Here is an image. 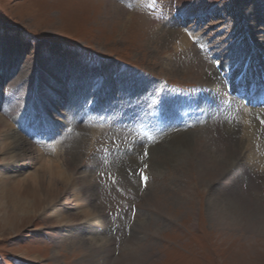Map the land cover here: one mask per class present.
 I'll use <instances>...</instances> for the list:
<instances>
[{"label": "rangeland", "instance_id": "374dc122", "mask_svg": "<svg viewBox=\"0 0 264 264\" xmlns=\"http://www.w3.org/2000/svg\"><path fill=\"white\" fill-rule=\"evenodd\" d=\"M173 15H177L179 25L173 22ZM181 15L189 18L185 26H180ZM260 17L264 19V0H0V86L4 87L0 89V107L6 104L4 108L11 111L18 106L19 92L33 86L36 79L41 80L40 73H50L54 65L70 75L74 72L70 79L61 78L63 83L76 87L74 93L50 97L47 92L46 103L42 102L44 95L39 94L40 106L31 111L36 121L51 119L63 131L70 126L69 131L54 137L53 144H42L47 145L42 148L47 158L59 160L65 169L69 167L78 187L85 178L97 182L96 187L79 192V204L64 185L56 187L60 197L68 193L62 199L66 205L60 204V210L73 220L71 223L61 221L59 213L51 208L54 203L6 223L0 216V264H264V229L260 233L240 226L222 227L214 215L220 204L210 202L221 197V205H225L251 187L236 134L230 133V140L225 139L223 145L228 144L224 151H232L231 166L223 175H217L219 179L216 177L213 185L212 179L203 181L198 171H193L199 157L207 158L208 150L216 149L211 131H201L207 128V122L198 131L181 135L176 131L180 137L173 144L166 141L167 146L161 149L153 146L159 154L154 153L148 164L150 178L144 189L140 171L150 151L143 154V144L136 145L134 132L117 129L123 125L114 130L106 128L102 140L106 154L101 155V151L94 150L99 142L90 144V126L67 117L68 109L74 112L75 108H86L90 85L101 63L106 73L99 74L106 86L104 102L117 100L116 89L118 95L141 93L148 80L151 89L168 84L172 92L178 91L176 86L196 92L200 82L215 71L205 56V46L212 47L232 36L225 44L229 46L226 53L244 56L248 32L264 48V23L256 21ZM242 24L249 29L233 34ZM185 33H193L199 40L186 46ZM49 84L44 91L54 89ZM147 91L135 102V118L141 113L140 99ZM81 98L83 104H79ZM219 100L224 104L221 97L216 102ZM15 112L13 109L11 120L19 116ZM132 113L125 112V116ZM237 114L238 118L242 116ZM258 119L255 117V121ZM17 120L24 123V119ZM225 126L229 128L230 124ZM26 132L21 130V136L28 148L35 149V141ZM167 136L162 142L168 140ZM185 138H190L188 144ZM41 139L47 140L44 136ZM258 140L264 141L262 136ZM133 146L136 151L131 152ZM55 149L59 153H51ZM27 160L26 164L20 161L12 165L16 158L0 151V170L7 171L5 181L17 174L32 173L37 162ZM255 187L264 190L261 183ZM81 205L96 212L99 224H88L94 216L84 219L79 214ZM104 243L109 250L101 248Z\"/></svg>", "mask_w": 264, "mask_h": 264}, {"label": "bare ground", "instance_id": "6f19581e", "mask_svg": "<svg viewBox=\"0 0 264 264\" xmlns=\"http://www.w3.org/2000/svg\"><path fill=\"white\" fill-rule=\"evenodd\" d=\"M256 21L257 23L259 21H262V23H264V19H261V17L259 19L256 18ZM245 25L246 24L236 26V29L237 27H240V29L238 30L235 29L232 33L238 34L239 32H242L241 30L242 28H246V31H247L249 27ZM255 28L256 26H254V31L256 32ZM262 31L264 32V28L262 29ZM230 38H232V36H230L229 39ZM229 39H227L226 41H221L219 44H215L214 46L211 47L213 51H216V53L214 54V60L225 61L226 59L229 60L228 58L238 57L237 61L230 62L228 63V65L227 64L224 65L225 67L221 65L223 73H226L225 75H227L228 80H226L220 72L214 69L215 71L212 74V76H208L206 80L200 82L202 86L201 87L202 91L208 90L209 96L211 97V99H213L214 103H209L207 99L205 100L199 99L197 103L201 102L203 105L199 109L205 110L202 117L200 115V112H198L197 110H194L193 104L192 105L189 104L188 105L189 108H186L182 112L188 111V110H192V111L194 110V114L197 113L201 118H206L205 122H207V128H205V130L201 129V131L205 132V131L210 130L211 131L210 134L212 136L211 141H216L215 144L211 142V144H213L214 147L217 149L216 151V149L214 148L215 152L217 154L220 153V155L223 153V155L216 157L214 150L211 148L213 145H211L209 146V148L211 149L208 150L209 155H206L207 158L199 157L197 166L195 169H193V171L195 172L198 171V175L202 177L203 181L205 179L211 181L212 179L211 184L214 185V182L217 179H219L217 175L219 173L223 175L224 174L223 171H225L227 168L231 166L230 161H231V157H233V155L231 156L232 151H229V149H227L228 151H224V147L227 148L228 144H225V146L223 145H224V142H226V140L229 139L230 133L236 134V137H238L237 144L239 146V150H242V152H240L242 153L241 159H243V164L246 165L243 167V169L245 170L244 173L247 174V177L249 179V184L251 187L247 192L242 190L240 195H237L239 197L233 199V201H230L229 203H226L225 204L226 206L224 204L221 205V202H223L221 200V197H219L218 199L215 198L214 200H210V202L213 203L214 205L220 204L219 206L221 208L220 207L215 208V212H214L215 219L217 220L218 225L222 227L240 226L243 230L248 229V230L257 231L261 233L264 229V221H262L264 218V206H263L264 205V190L262 189V191H258L255 186H256V183H261L262 186L264 185V141L263 143H261L258 140L259 136H262L264 139V121L260 119V118L264 119V116H262L261 112L244 108L243 106L239 105L237 100H232L229 97H227L225 94H226V91H230L231 88L236 87L235 85H230L231 79L232 81H235V82L244 81L246 79H251L252 81L255 82L254 87L260 86L259 79H257V77L255 78L251 73H253V71L255 70H258L260 75L264 73V48L263 47L261 48V44L258 43V41H256L257 39L253 35H251V33L246 32L245 42L248 45L246 46L247 47L246 51L248 52V55H247V52H246V56H240L239 53H236L235 55L227 54L226 50L227 48H229V46L225 47V44L230 42ZM191 41H192V36L185 34L183 38L184 45L188 46ZM183 42L181 43L183 44ZM261 43L264 44V39H262ZM184 45H183V48H184ZM249 53L251 55V58H249L248 60L249 64L251 61H256V65H258V67L256 68L255 66L252 65L250 67H247L245 71V69L244 70L242 69L243 60L248 59ZM102 64L103 63H101V66H100V69H98V72H95L96 75L94 76V80L91 82V85H90L91 94L89 96L88 101L90 100V102H92L91 103L92 105L94 104L93 102L95 101H97V104L99 105L101 104L100 101L102 102L104 99L103 90H104V87H106L105 81L103 79L99 80L100 73H103L104 75H106V73L104 72L105 66ZM70 74L67 71H65L63 68L57 67L56 65H54L51 67L50 73H44V71L40 73V77L42 78L41 80L36 79L32 83L33 86L31 85V87L28 88L27 90L19 92L17 96L18 100L20 101L18 102V106L15 105L14 107H12L11 111H9L8 108L7 109L4 108L6 104H4L5 106L3 105V107H0V110H1L0 111L1 112L0 113V151L9 153L11 159L16 158V161H12L11 163L12 165L13 163H19L20 161H22L21 164H24L25 160H27L28 158L29 160H31L32 163L37 162V164L35 165L33 164L34 171L32 173H29L24 176H22V174L11 176L8 182L5 181V179H8L7 174H6L7 171L3 169L0 170V216H2L1 220L3 219L5 220L4 221L5 223L10 222V219H13L14 217L16 218L20 214L28 215L30 212H36L38 209L43 207L45 204H46L45 205L46 207H49L53 203H54V207L52 205L51 208L52 210L59 213V217H61V221L65 222L68 220L67 223L68 222L71 223L73 222V220L68 219L67 216H64V213H61L62 211L60 210V204L66 205V203H63L62 199H64V197L68 193H70L75 196L74 202L79 204L81 203L79 192L81 191L84 192L83 190L85 189H89V188L91 189L92 187L97 186L96 185L97 182L94 183L93 178L92 179L85 178L83 180V184L78 187L77 180L74 179V176L71 173L69 167H66L65 169L64 166L61 165L62 163L60 164L59 160L57 159L53 160L51 158H47L48 157L47 153L43 151L42 148L44 149L47 145H49L48 144L49 142H51L50 144H53L52 142H54L55 139L52 138L51 141L46 142L45 144L47 145H44V146H42L44 142L42 141L40 142L38 139H36L35 140L36 148L33 149L34 147L33 148L27 147L25 138L21 136V130L24 129V128L23 129L21 128L23 124H26L27 122L29 125H32L34 122L35 124H37V121L33 119L31 109L34 106H37V104H39V102H37V98L39 94L44 95L42 98V102L46 103L48 101L49 96L59 97L61 94H64V93L69 94V95L72 92L74 93L76 87L73 86L75 87L73 88L69 85V82L63 83L61 80V78L70 79L73 76L74 72L72 73V75ZM99 82L101 83V85ZM261 82L264 83V77L262 78ZM49 83L53 85L54 89H51L49 91L48 90L44 91V87H48L50 85ZM144 84L145 83H142V85ZM149 86H150V82L148 80V84H146L145 86L146 88H144L145 90L143 89V92L131 93L130 95L131 100L136 102L137 98L138 97L140 98V96L143 95L145 91L148 90L147 92H149L151 90ZM0 89L4 90V87L1 88L0 86ZM131 89L133 88H130V90ZM118 91L119 89H116L115 94L119 102L117 103L114 102L116 104H113L114 106L111 107L108 117H111L113 114L120 112L121 111L120 108L125 106L124 99H126L127 95H125V92L124 93L121 92L118 95ZM47 92H49L51 95L49 94L48 96ZM147 96H150V95H147ZM218 97H221L224 100V104H220L219 103L220 100L216 102V99ZM60 102L62 104H66V102H62V101ZM0 106H1V103H0ZM236 106H238L237 112L234 111L235 108L233 109V107H236ZM13 109L17 113H19V116L17 118H19L20 120L24 119V123L23 121H18L16 117L14 118V120H11L13 116L12 115ZM238 112L242 114L240 118L236 116L238 115L237 114ZM29 115L31 117V120L34 122L27 119V116ZM263 115H264V112H263ZM255 117H258L259 119L255 121ZM173 118H174V123H175L176 117L173 116ZM48 120H51V119H48ZM211 120H213V123H211ZM45 121L47 120L43 119L40 125L43 128L44 127L48 128V133H50L51 131L54 130V126L48 127ZM95 122L96 121H93V125H91L88 130L90 132L89 135L93 136V141L90 140V144L92 145L95 144V142L102 140V136L100 135L103 132V127L99 126ZM228 123L230 124L229 128L225 126ZM173 128L175 129L174 125H173ZM198 130L199 129H197V131ZM168 131H169V136H167L168 140L165 139V141L158 144L156 148L161 149L163 147H166L167 146L166 141H170L173 144V141L178 140V137H180L179 134L176 135L175 131L172 128H170ZM28 134H29L28 135L29 137H30V134L33 135L31 130H29ZM181 134L183 133H180V135ZM160 139L162 138L160 137ZM184 140L188 144V141L190 140V138H185ZM139 142H142L141 144H143L142 149H145L148 147V149H145V150L150 151V157L148 161L145 162V164L146 165L151 164V162L154 159L153 157L154 153H155L154 156H157L159 154V151L157 150L156 152L155 151L156 149H154L152 145L150 144L147 145V143L143 141H139ZM55 146L56 145H54V147ZM51 153L56 154V153H59V151L55 149V150H52ZM210 159H212V161ZM221 162L222 164L227 165V166L221 165L220 164ZM151 168H152V165H151ZM144 172L146 173L145 176L148 175V178H150L147 168L144 169ZM18 173H20V170L18 171ZM226 175H224V179L226 178L225 177ZM59 185H64L65 190L68 192L67 194H63L62 197H60V193L57 191L58 188H56ZM253 194L257 195L256 198H254ZM83 207L84 205L83 206L81 205V211L79 212V214L81 216H84V219H89L94 216L93 221L90 220L91 222L89 221L88 224L89 225L99 224V219H96L95 217L96 212H92L88 210V208L85 209ZM240 212L242 213L239 214ZM12 213L14 215L16 214L17 216L12 215ZM76 217H78V215H76ZM94 221H98V222H94ZM101 246L103 250H107V248L109 250L110 248L109 246L105 245V243L102 244ZM96 250H99V249H96Z\"/></svg>", "mask_w": 264, "mask_h": 264}]
</instances>
